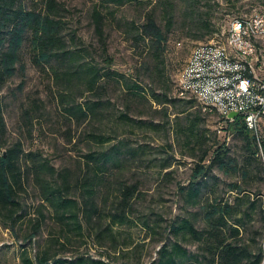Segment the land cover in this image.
I'll use <instances>...</instances> for the list:
<instances>
[{"label": "rangeland", "instance_id": "1", "mask_svg": "<svg viewBox=\"0 0 264 264\" xmlns=\"http://www.w3.org/2000/svg\"><path fill=\"white\" fill-rule=\"evenodd\" d=\"M57 1L62 6L60 17L68 24L66 34L76 36L78 44L91 48L94 60L106 70V63L96 53L98 37L92 11L97 0ZM195 1L199 2L201 10L208 12L211 28L215 30L209 35L200 36L204 32L193 28L195 24L191 23L189 11L181 0L126 1L111 7L114 11L106 13L105 35L108 52L114 59L111 69L123 77L117 75L107 81L100 92L103 104L94 119L70 121L66 117L56 97V86L49 75L32 62L29 48L24 45V70H18L1 91L6 123L2 151L20 142L25 152L37 151L43 155L53 167L58 182L61 175L66 174L70 184L66 194L78 199L82 206L83 230L77 235L62 226L49 205L41 200L34 179L29 177L21 196L22 217L10 227L0 221V264H19V255L24 249L33 257L48 250L51 260H72L83 255L114 264H157L161 247L175 241L190 252H198V243L184 229L176 231L174 226L188 218L198 229L204 228L202 206L221 198L233 202L238 194L233 184L244 189L240 195L248 193L257 201L252 215L245 217L241 235L246 241L254 236L255 243L264 245V221L260 211L264 208L261 155L251 160L248 177H243L238 169H233L246 164L244 142L240 137L232 134L229 140L224 139L216 131L215 118L209 117L200 125V133L205 132V138L201 135L200 143L193 147L179 129L187 122L180 103L172 102L164 107L151 96L155 91L159 96L165 92L169 98H177L176 80L193 48L222 36L234 18L264 10L258 0ZM172 3L173 18L168 23L166 7ZM148 12L154 13L157 23L167 33L166 49L160 61L153 59L148 47L144 49L145 45L149 46L148 41L134 43L135 27ZM132 82L140 84L138 93L127 89V84ZM82 90V87L74 90L78 102L97 99L88 92L81 93ZM27 108L32 109L30 121L23 117ZM194 112V108L189 109V113ZM92 133L108 137V141L101 144L91 138ZM217 141L226 142L229 147V164L222 169L213 167L202 181L200 195L193 197L189 195V181L195 164L202 149L209 147L212 151ZM111 148L117 152L116 161L102 169L97 212L86 218L80 185L85 177L93 174L87 169L86 155ZM124 184L137 188L131 199L132 207L127 211L131 219L126 224L112 223ZM36 222H39L38 233L28 240Z\"/></svg>", "mask_w": 264, "mask_h": 264}, {"label": "trees", "instance_id": "2", "mask_svg": "<svg viewBox=\"0 0 264 264\" xmlns=\"http://www.w3.org/2000/svg\"><path fill=\"white\" fill-rule=\"evenodd\" d=\"M126 1L144 3L153 0H97L92 11L94 29L98 37L96 53H99L106 63L105 70L100 68L94 60V54L90 52L91 48L78 44L76 36L66 34L68 24L60 17L62 6L57 0H0V221L6 227L13 226L22 217L21 196L26 191V181L32 177L40 189L41 200L49 205L62 226L75 231L77 235L82 233L83 223L80 219L82 206L78 199L66 194L70 185L66 174L61 175V182H58L54 176L53 167L43 155L37 151L25 152L20 142L6 149V156L4 155L2 148L6 123L1 91L18 70H24L22 51L26 44L32 62L45 71L56 86V97L64 107L66 117L70 121L74 118L77 121L94 119L103 104L100 92L106 87L107 81L117 75L123 77L111 69L114 59L108 52L105 25L106 13L112 14L114 11L111 7ZM181 1L189 11L191 23L195 24L193 28L204 32V34L200 33V36L209 35L215 31L211 28L208 12L201 10L199 2ZM258 2L264 5V0H258ZM166 8H168L166 9L167 21L170 23L173 18L174 4ZM146 41L149 46L145 45L144 49L148 47V53L153 59L160 61L166 49L167 33L157 23L153 12L146 13L143 22L134 30L136 45L145 44ZM81 87L83 89L81 93L88 92L97 99L88 98L78 102L74 90ZM139 88L141 86L137 82L127 84V89L131 92L138 93ZM151 96L164 107L168 103H180L181 112L185 113L187 122L186 125L179 126V129L185 136L186 142L190 141L193 146L200 143L201 135L205 138V132L200 133V125L204 119L211 117L212 113L203 111L193 100H185L178 96L171 99L165 92L159 96L152 91ZM191 108L195 109L194 114L189 113ZM23 117L30 121L32 109L27 108ZM233 124L232 134L243 140L246 154V164L233 169H238L241 175L247 178L248 164L251 160L257 159L260 146L256 136L245 127L240 117ZM91 138L98 140L101 144L108 141V137L101 134L92 133ZM261 141L264 152V138ZM216 143L217 146L212 151L209 147H204L195 164L189 181V195L193 197L200 195L202 181L210 174L213 167L219 166L222 169L229 164L230 149L226 142L217 141ZM115 155H117L115 148L105 149L102 152H90L86 155L87 169L93 173L91 177H85L80 185L85 201L83 215L86 218L92 217L97 212L96 199L100 189L99 181H101L99 179L104 175L101 171L104 168L107 169L109 163L114 161ZM232 188H236L238 192L233 202L221 198L202 206L204 228L198 229L188 218L183 219L177 227L174 226L176 231L184 229L185 233L198 243V252H190L179 241H175L161 247L157 264H264V245L255 243L254 236L251 241H246L241 235L245 217L252 215L257 201L253 200L248 193L240 195L244 192L241 186L233 184ZM136 192L135 185L124 184L120 203L111 219L112 223L126 224L130 221L127 211L132 207L131 199ZM256 195L259 196L261 193ZM260 211L264 221V208ZM32 227L33 231L28 240H32L38 233L39 222L33 223ZM19 257V264H114L83 255L72 260L63 258L51 260L48 250L37 253L33 257L24 249Z\"/></svg>", "mask_w": 264, "mask_h": 264}, {"label": "built area", "instance_id": "3", "mask_svg": "<svg viewBox=\"0 0 264 264\" xmlns=\"http://www.w3.org/2000/svg\"><path fill=\"white\" fill-rule=\"evenodd\" d=\"M176 94L212 113L226 140L230 123L240 117L264 160V10L234 18L222 36L195 46L191 63L178 74ZM231 112L238 116L227 119Z\"/></svg>", "mask_w": 264, "mask_h": 264}, {"label": "water", "instance_id": "4", "mask_svg": "<svg viewBox=\"0 0 264 264\" xmlns=\"http://www.w3.org/2000/svg\"><path fill=\"white\" fill-rule=\"evenodd\" d=\"M237 116H238V113L237 112H231L227 116V119H233V118H236ZM229 130H230L231 133L233 132V130H234V124H233V122L230 123ZM3 153L6 156V150H3Z\"/></svg>", "mask_w": 264, "mask_h": 264}, {"label": "bare ground", "instance_id": "5", "mask_svg": "<svg viewBox=\"0 0 264 264\" xmlns=\"http://www.w3.org/2000/svg\"><path fill=\"white\" fill-rule=\"evenodd\" d=\"M197 46H199V45H197ZM192 55H193V50H192V52L190 53V56H189V58H188V60H187V62L185 63L184 66H189V64L191 63Z\"/></svg>", "mask_w": 264, "mask_h": 264}]
</instances>
